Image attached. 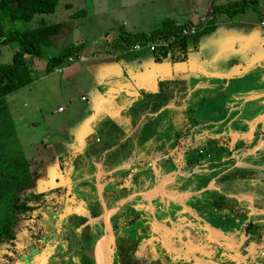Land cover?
Segmentation results:
<instances>
[{
	"label": "crops",
	"instance_id": "1",
	"mask_svg": "<svg viewBox=\"0 0 264 264\" xmlns=\"http://www.w3.org/2000/svg\"><path fill=\"white\" fill-rule=\"evenodd\" d=\"M159 1L151 15L153 0H119L125 15L107 21L118 25L113 40L92 43L100 52L90 58L78 45L75 58L53 69L83 87L81 112L61 136L62 125L46 121L37 134L41 113L22 116L31 176L40 190L51 185L62 212L92 225L94 242L104 233L132 240L137 264L142 256L148 264H264V0L231 16L219 7L238 0H210L205 26L169 55L130 51L165 19L197 22L177 8L181 0ZM56 12L64 17L58 34L69 33L72 19H84L78 24L90 35L103 31L71 1ZM58 107L57 115L67 110ZM203 148L211 157L199 155ZM72 204L82 211H68ZM94 222L101 235L93 239Z\"/></svg>",
	"mask_w": 264,
	"mask_h": 264
},
{
	"label": "rangeland",
	"instance_id": "2",
	"mask_svg": "<svg viewBox=\"0 0 264 264\" xmlns=\"http://www.w3.org/2000/svg\"><path fill=\"white\" fill-rule=\"evenodd\" d=\"M65 1H71L74 4V9L75 12L85 9L87 10L90 14H94L98 27L97 28H102V32L97 34L96 32H92V35H90L89 32H84L83 27H80V24L78 23H84L82 20H73L72 22L69 21L68 23V28L70 29L69 33H66L65 35L60 32L56 36L52 38V44L49 46H44L41 47V56L37 59H28V65L31 69V82L24 86L19 88L18 90L6 95L4 97V103L7 107V116H8V122L11 125L5 126L1 128V131L3 130V133L0 134V142L2 143L0 146L5 152H11L15 155H18L15 150H17L20 153V156L25 159V151L23 152L21 150V144H22V139L23 137V132L26 130V120H24L23 115H33L37 114L40 117V113L43 115V119H38V128L35 129L37 130V134L40 132V121H46L49 122L51 125V128H53L54 123H60L62 126L59 127V129H56L57 134L60 136L64 134V130L68 129L66 128V125L68 124L67 118L75 112H78L79 109H81V102L79 101V92L83 91L81 88L82 86H79L80 84L78 81L76 82H71L70 80L63 81L61 80L60 76L58 73L51 71L49 73L45 72L44 70V64L45 61L52 56H56L59 54L62 50H64L67 47H74V45H79L80 50L78 51L79 53H83L84 51H88V55L83 56V58H90L94 56L96 53L100 52V48H97L96 50H93L91 48V44L95 45H103L105 42H110L113 40V36L115 32L117 31V24H113L112 27H107L109 20H116L121 14L125 15L123 13H119L120 11H123V9H118L119 5V0H114L117 1V5H114L112 7V1L111 0H59V4ZM154 1V7H151V15H156L157 13L160 12V6L159 4H163L164 2H161L159 0H153ZM158 1V2H157ZM179 1V0H178ZM210 0H181V3L177 5L178 9H183L184 12L188 11L189 13L188 16L195 18L197 17L198 20L201 17H205L204 15L208 3ZM249 3L248 0H245ZM108 6V14L106 12L103 14L104 8ZM181 5V6H180ZM146 9V7H143V11ZM190 10V11H189ZM56 12L55 14H39L35 15L32 20L28 23L22 22V21H14V22H9L7 20H1L0 24L2 25L3 29L5 31L11 30V29H16V30H21L24 28H34L36 27L40 22L44 23H54L59 20H64L63 18V13L62 17L58 15ZM136 13H140L138 10ZM78 14V15H77ZM74 18H82V16H79V13H77ZM105 15H109V19L106 18ZM140 15V14H139ZM197 20V21H198ZM108 21V22H107ZM71 24L78 25V29L80 31L74 32L73 29L71 28ZM183 24V23H181ZM92 27V25H91ZM105 32L106 35L102 36V34ZM100 35V36H99ZM99 36V37H98ZM74 37H77L80 39L78 42L75 43V41H72ZM95 37V39H90ZM77 39V40H78ZM96 47V46H95ZM91 48V49H90ZM16 49V43L11 42L7 43L4 45H0V63H7L11 59V55L13 51ZM254 60V57H252L251 61ZM67 100L74 101L73 106L75 108H69L68 104H65ZM62 106V108H67V110L62 113L61 115L55 114V108L57 106ZM81 112V111H80ZM78 112V113H80ZM73 116H71L72 118ZM70 118V119H71ZM23 121V122H22ZM71 121V120H70ZM6 144H8V149ZM12 149V151H11ZM20 149V150H19ZM26 162V161H25ZM23 166V165H22ZM79 203V202H76ZM62 205V204H61ZM64 206V205H62ZM72 208L67 209L68 211L70 210H81V208H78L77 204H72ZM78 209H77V208ZM1 210V208H0ZM5 213V212H4ZM64 213V212H62ZM1 214V212H0ZM98 221V219H95ZM131 222V221H130ZM128 223V222H127ZM94 230L92 234V238H97L101 235V226L99 227L96 225L94 222ZM131 224V223H130ZM127 225V224H126ZM92 228V225H90ZM78 234V232H77ZM106 234V235H105ZM102 236V235H101ZM100 236V237H101ZM119 237L117 236V233H114V235H110L108 239V234L104 233L103 235V242H102V247H100L99 253H93V248L92 243L94 240L89 238V244L90 246L87 247V252L85 254L80 253L79 251L74 252L72 255L73 261H79L81 257H85L84 264H95L96 263H102L104 262L105 264H116V258H115V246L113 244L112 238ZM112 240V241H111ZM111 241V242H110ZM116 245V243H115ZM78 249V248H76ZM97 257V258H96ZM141 260L139 261V264H148V257L142 256L140 258ZM138 261V260H137Z\"/></svg>",
	"mask_w": 264,
	"mask_h": 264
},
{
	"label": "trees",
	"instance_id": "3",
	"mask_svg": "<svg viewBox=\"0 0 264 264\" xmlns=\"http://www.w3.org/2000/svg\"><path fill=\"white\" fill-rule=\"evenodd\" d=\"M59 0H0V22L16 20L28 23L35 15L50 14ZM248 4L245 0H238L219 7V10L234 15L244 10ZM76 16V14L74 15ZM191 23V22H190ZM186 24V23H184ZM62 26L61 22L46 24L40 22L34 28L21 30L11 29L5 31L0 24V45L15 42L16 49L7 63H0V134L2 127L11 125L8 122L7 107L4 97L21 87L28 85L31 78V69L28 59H37L41 56V47L52 44V38L56 36ZM177 25L170 20H163L158 28L150 32L152 37H166L175 33ZM178 39V46L184 40ZM130 39L127 40V43ZM77 46L67 47L56 56L49 57L44 64L45 72L49 73L54 68L61 66L68 56H74ZM75 58V56L73 57ZM2 143L0 142V145ZM8 144H6L7 146ZM0 146V244H6V239L11 238L15 226L27 223L31 211L42 207L41 197L34 189L33 178L20 153L18 155L5 152ZM8 148V146H7ZM9 149V148H8ZM212 149V148H210ZM10 150V149H9ZM20 150V149H19ZM204 150V151H203ZM200 156L211 157L213 152L203 148ZM12 151V149H11ZM212 153V154H211ZM23 165V166H22ZM50 204L63 205L61 200L52 198ZM46 205V204H45ZM5 212V213H4ZM115 230V227H114ZM130 235V234H129ZM129 237V236H128ZM130 239L132 236L130 235ZM116 264H137L133 255L134 249L132 240L124 244L122 241H115ZM125 245V247H124Z\"/></svg>",
	"mask_w": 264,
	"mask_h": 264
},
{
	"label": "flooded vegetation",
	"instance_id": "4",
	"mask_svg": "<svg viewBox=\"0 0 264 264\" xmlns=\"http://www.w3.org/2000/svg\"><path fill=\"white\" fill-rule=\"evenodd\" d=\"M33 184L44 205L32 210L27 223L15 226L11 238L0 244V264H84L85 257L76 262L71 254L87 252L90 225L78 223L82 216L62 213L64 206L47 203L56 198L51 185L43 191L34 180ZM72 221H78V230L76 226L71 228Z\"/></svg>",
	"mask_w": 264,
	"mask_h": 264
},
{
	"label": "built area",
	"instance_id": "5",
	"mask_svg": "<svg viewBox=\"0 0 264 264\" xmlns=\"http://www.w3.org/2000/svg\"><path fill=\"white\" fill-rule=\"evenodd\" d=\"M205 17H201L196 23L178 24L175 33L166 37H146L143 40H136L130 46L129 50L133 52H140L146 50L147 52L156 53L158 51H165L169 55L168 50L171 45L176 43L178 39L185 38L196 34L202 26H205ZM264 24V22H262ZM83 100V97H81ZM62 107H58L57 111H62Z\"/></svg>",
	"mask_w": 264,
	"mask_h": 264
},
{
	"label": "water",
	"instance_id": "6",
	"mask_svg": "<svg viewBox=\"0 0 264 264\" xmlns=\"http://www.w3.org/2000/svg\"><path fill=\"white\" fill-rule=\"evenodd\" d=\"M105 217H106V215H105ZM105 217H104V219H105ZM104 235V234H103ZM103 235L101 236V237H99L94 243H93V245H92V248H93V253H94V255H95V253H99V251H100V247H102V242H103ZM97 258V257H96ZM95 264H105L104 262H102V263H96L95 262ZM107 264V263H106Z\"/></svg>",
	"mask_w": 264,
	"mask_h": 264
}]
</instances>
